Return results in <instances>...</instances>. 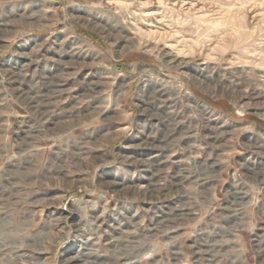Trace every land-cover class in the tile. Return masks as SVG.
<instances>
[{
	"label": "rangeland",
	"instance_id": "374dc122",
	"mask_svg": "<svg viewBox=\"0 0 264 264\" xmlns=\"http://www.w3.org/2000/svg\"><path fill=\"white\" fill-rule=\"evenodd\" d=\"M0 264H264V0H0Z\"/></svg>",
	"mask_w": 264,
	"mask_h": 264
},
{
	"label": "bare ground",
	"instance_id": "6f19581e",
	"mask_svg": "<svg viewBox=\"0 0 264 264\" xmlns=\"http://www.w3.org/2000/svg\"><path fill=\"white\" fill-rule=\"evenodd\" d=\"M61 54V53H60ZM24 57H26V55H24ZM28 55H27V59L26 60H28ZM56 60H60V59H56ZM63 61V60H62ZM142 75H143V78L146 80V81H149L150 82V80H153V78H155L154 77V75H155V72L154 71H152L151 69H149L148 67H145V66H143L142 67ZM155 82H158V83H161V82H163V80L162 79H157V78H155ZM162 84V83H161ZM163 86V85H162ZM200 104V106H201V108H202V110H203V112H204V114L205 115H207L206 114V112H207V110H209L206 106H205V104H202V103H199ZM208 117V116H207ZM208 121V120H207ZM208 123V122H207ZM149 132V131H148ZM213 132H211V134H210V136L215 140V139H217L216 138V136H215V134H212ZM148 136V135H147ZM143 139V138H142ZM144 140H148V138L147 137H144ZM144 145H148V144H144ZM153 157L154 158H156V159H158L157 157H156V155H153ZM146 158V157H145ZM145 158H135L134 156H133V159L134 160H136L135 162H139V164L141 165V167H142V165H144V164H146L147 166V168L146 169H148V170H150L151 172H152V174L151 173H149V171L147 172V176H148V185H149V187H148V190H150L149 192H148V190H147V188L145 189V190H143V191H145L144 193H146V192H148V193H152V187H150L151 185H152V182H154L155 180V177L157 176L158 177V172H155V166H156V163H152V164H147V163H145L144 162V160H145ZM139 160V161H138ZM159 160H157V162H158ZM156 171H158V170H156ZM146 182V181H145ZM121 184V183H120ZM111 186H113V191H119L120 192V190H125V189H127V188H119L118 186H120V185H118L117 183L116 184H112ZM161 207V205H159V208ZM155 209H158V208H156V207H154ZM164 212H165V209H164ZM168 212V211H167ZM151 219H153L152 217H151Z\"/></svg>",
	"mask_w": 264,
	"mask_h": 264
},
{
	"label": "trees",
	"instance_id": "16d2710c",
	"mask_svg": "<svg viewBox=\"0 0 264 264\" xmlns=\"http://www.w3.org/2000/svg\"><path fill=\"white\" fill-rule=\"evenodd\" d=\"M208 103H211L212 104V102H210L209 100H208Z\"/></svg>",
	"mask_w": 264,
	"mask_h": 264
},
{
	"label": "built area",
	"instance_id": "2783aa9c",
	"mask_svg": "<svg viewBox=\"0 0 264 264\" xmlns=\"http://www.w3.org/2000/svg\"><path fill=\"white\" fill-rule=\"evenodd\" d=\"M155 204V203H154ZM156 205V204H155ZM149 221H150V219H149Z\"/></svg>",
	"mask_w": 264,
	"mask_h": 264
}]
</instances>
